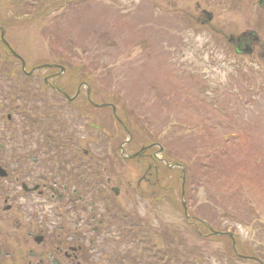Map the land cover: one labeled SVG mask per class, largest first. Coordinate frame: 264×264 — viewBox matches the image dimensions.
Instances as JSON below:
<instances>
[{
  "label": "rangeland",
  "instance_id": "obj_1",
  "mask_svg": "<svg viewBox=\"0 0 264 264\" xmlns=\"http://www.w3.org/2000/svg\"><path fill=\"white\" fill-rule=\"evenodd\" d=\"M56 3L57 0H0V28L25 67L20 70L18 59L0 41V107L9 109L4 96L9 90L14 99L25 101L26 109L33 106L42 110V103L33 104V98L39 100L42 92L50 94L41 81L57 71L55 67L44 69L43 65L64 64L75 78L63 76L58 83L67 81L74 87L89 78L96 100H115L123 109L121 119L131 136L124 146L127 154L136 153L148 141H156L162 148L120 159V154H114L111 148L128 135L107 110L89 112L76 98V109L63 113L71 115L70 119L76 114L89 116L109 131V143L94 151L99 175L111 178L108 190H104V202H99L95 211L104 209L105 222H112L114 215L121 216L122 228L140 235L108 234L96 237L94 243L85 242L86 253L92 255L85 264L152 263L149 256L147 262V257H141L150 240L154 250L170 244V252H184L182 262L189 258V263L196 264H264V56L258 57L264 49L256 46L251 57L234 55L227 38L251 29L264 41V5L257 0ZM206 12L211 13L210 19ZM34 66L37 71L33 78L38 82L27 77V71ZM25 80L31 82L22 86ZM21 120L22 117L19 124ZM3 123L0 119V126ZM61 125L60 138L68 139L66 126ZM42 128L50 131L46 124ZM40 133L42 130H36L31 137L17 135V144L23 150L37 148L35 141H41ZM28 155L40 158L42 164L41 151L26 152L21 160L24 167L30 165L23 161ZM153 155L184 169V204L194 220L184 219L180 168L154 162ZM51 157L53 163L50 156H44L49 159L48 170L56 174L54 181L64 184L72 178L71 170L83 163L74 146L60 162L57 156ZM64 159L68 160L66 164ZM154 165L158 168V181L150 176L141 182L137 191L146 196L140 197L133 187ZM57 166H61V171ZM12 168H16L15 163ZM51 178L48 182H53ZM116 183L120 186L117 196L110 191L111 187H118L114 186ZM56 205L48 202L52 209ZM26 210L39 211L29 206ZM42 214L49 230L41 245L32 241V235L16 231L12 221L8 226L0 225V264H37V259H44L46 251L57 242L61 222L49 212ZM69 217L72 223L74 213ZM201 221L212 230L231 233L236 245L225 234L201 237L198 231L208 232ZM75 224L62 230H75ZM236 249L257 261L236 255ZM51 257L44 264H52Z\"/></svg>",
  "mask_w": 264,
  "mask_h": 264
},
{
  "label": "flooded vegetation",
  "instance_id": "obj_2",
  "mask_svg": "<svg viewBox=\"0 0 264 264\" xmlns=\"http://www.w3.org/2000/svg\"><path fill=\"white\" fill-rule=\"evenodd\" d=\"M56 74L57 71L56 73L48 74L46 76L49 79V83L46 84V87L50 91L49 97H51V108L46 107L44 109L47 103V101L44 100V105L40 113H42L44 109V112L49 114L45 124L50 131H43L41 123L42 133L39 134L41 139L39 147L31 150H23L22 145L17 144L19 142L17 135H22L24 133L32 134L31 131H27L29 126H26V123L23 124L25 127L22 132L19 131V124H15V119L13 118L14 115L17 117H23L24 112L20 110L7 112L5 114L7 122L5 125L0 126V171L2 170L4 172L0 174V225L8 226V223L12 221L16 226V231L22 230L25 234L32 235V238L36 235H42L44 237V243L45 235L49 230V224L47 223V220L44 219L45 216L42 212H45V215L49 212L55 217L60 218L61 224L58 229L60 234L56 238L57 242L51 245V250L48 252L46 251V254L43 255L44 260L40 259L42 260V264H44V262H50L48 257L51 256L52 262H55L56 264H59V261L61 264H63L64 261H66V264H85L87 263L85 260L92 256L86 253L87 250L84 247L85 242L91 241L94 243L96 237L99 238L108 234L111 236H124L127 235V230L125 226L122 228L123 221H121V216L114 215L112 222L110 220L105 222L104 209L99 211V207L98 211H95L99 206V202H104L106 196L103 195L105 193L104 190L105 188L108 190L111 183V178L101 177L99 175L100 172L97 169V167H99L97 164L99 160L95 157L94 151L104 148L109 141H96L95 134L97 129L94 128L96 127L94 124L95 119L91 120L89 116L80 115L83 118V122H74L73 124L66 126L65 128L67 132L65 136H69V138L64 140H61L60 138L62 135H60L59 128L62 125L58 123V120L61 115L72 111L70 106L76 109L78 103L75 100L77 97L82 108L90 112L89 98H93L94 90L89 86L88 92L82 83L77 84L75 85L74 91L76 92L79 87L80 91L73 101H69L67 99L68 97L62 94V91L66 93L65 90H67L68 85L56 83L58 80ZM75 92L73 94L67 93L66 95L71 96L74 95ZM66 103L70 106H65ZM75 104L76 106L74 107ZM106 104L111 105L109 102ZM24 122L25 120L23 123ZM68 130H71V133H69ZM100 132H102V129H100ZM20 146L21 149H19ZM73 146H75L76 150L81 149V154L83 155L81 160L87 161L81 163L77 169L71 170L72 178L66 182V184H64V182L54 181L55 179H53V176L56 174H54L52 170H48L50 168V165H48L49 159L42 158V162L45 163L40 168L41 172H37L38 167L36 166L33 167V170L30 168V165L35 161L32 156L28 155L24 157L23 161L30 164L26 167L23 166V162L21 161L26 152L33 153L41 151L42 157L50 156V159H52L51 163H53V158L51 156L58 157V155H67ZM111 151H113L114 154L117 151L120 154V159H124V154H121L120 152V143L112 147ZM39 160L41 159L39 158ZM152 160L155 162L153 157ZM13 162L16 165L15 169L12 168L14 164ZM19 162L21 163L20 165ZM63 162L66 164L68 160L64 159ZM46 163L47 165L45 166ZM150 168L151 166L148 167V169ZM56 169L61 171V166H57ZM150 176L155 179V182L158 181L157 165L153 166L151 172H149V170L146 171V174L137 181L133 190L137 191L141 182H146L149 180ZM50 178L53 182H48ZM80 180L82 181L79 182ZM83 182L89 184L88 191L82 194L81 197L72 195L71 193L73 192L77 193L79 189L77 185H80ZM102 185V190H100V186ZM116 185L118 187H111V190L109 189L113 193L114 191L112 188L117 189L116 193H114L115 196H117L120 188L117 183L114 184V186ZM126 186L131 187L132 184L127 183ZM69 187H71V189H69ZM95 189L96 191L98 190V193L95 192ZM138 192L139 191L136 193L138 194ZM139 193L140 197L146 196V194ZM151 193H153V191ZM155 193L156 192H154V194ZM88 196L90 197L88 198ZM72 199H74L75 204H70ZM53 201L57 205L52 209L51 207H48V202L51 203ZM78 202H81L83 208L86 207V212L76 210L78 207L76 204ZM28 206L33 208L37 207L39 211L32 210V212H29V210H26ZM71 213H74V221L72 223L69 222V216ZM83 213L86 214V217L83 216ZM85 218L87 219L85 220ZM75 223L77 224L75 230L69 228H66L65 231L62 230V228H65L68 224ZM84 236L89 237V239L84 238ZM87 249H90V246ZM52 253L55 254L54 259ZM27 264H31V262L28 261Z\"/></svg>",
  "mask_w": 264,
  "mask_h": 264
},
{
  "label": "trees",
  "instance_id": "obj_3",
  "mask_svg": "<svg viewBox=\"0 0 264 264\" xmlns=\"http://www.w3.org/2000/svg\"><path fill=\"white\" fill-rule=\"evenodd\" d=\"M257 2L259 3V4H262V5H264V0H257ZM59 3H62V0H57V5L59 4ZM57 5H55V6H57ZM61 7V6H60ZM56 7H54V8H51V10L49 11L48 10V12L46 13V16H49V14L52 12V11H54V9H55ZM33 17H35V15H33ZM36 19V18H35ZM2 58L0 57V60H1ZM5 67H6V64L4 65ZM0 74H2V71L0 70ZM70 75L72 74V75H74L72 72H70L69 73ZM75 76V75H74ZM28 84V81L27 82H25V83H23V86H26ZM2 91H0V98L2 97ZM4 96L5 97H7L8 98V101L7 102H5L3 99H2V101H4L5 103H8V107L10 106L12 109H14V110H19V108H17L16 107V103L15 102H17L18 101V99L16 100V99H14V97H13V95H12V93L8 90V92L6 93V94H4ZM22 100V99H21ZM115 101V100H114ZM23 102H25V101H23ZM23 107V109L22 110H24L25 108H26V106H22ZM0 110H1V107H0ZM10 110V109H9ZM8 110V111H9ZM21 110V109H20ZM30 114L31 113H27V115H29L30 116ZM62 124H63V122H62ZM151 142H154V141H148L147 143H151ZM65 155H58V158H59V162H60V160L64 157ZM82 180H80L79 182H81ZM87 184L85 183V182H83V183H81L79 186H81V187H83V188H85V186H86ZM88 191V189H86L85 190V192H87ZM185 191V190H184ZM72 195H74V196H79V197H81L82 196V192L81 191H77V193L76 192H73V193H71ZM72 200H74V199H72ZM76 205H78V207L76 208V210H81L80 208H82V204H81V202H78ZM77 212V211H76ZM129 234V235H128ZM127 235L128 236H133V235H136L137 237L138 236H140V235H137V234H135L134 233V231L131 233V230H128L127 231ZM157 235V234H156ZM163 235V234H162ZM161 235V237H164V236H162ZM140 238V237H139ZM150 239H152V237H150ZM140 240H141V238H140ZM152 241H153V239H152ZM170 244H168V246H169ZM168 246L167 247H161V249L159 248V249H157V250H154L153 248H152V245H151V240H150V242H149V246L147 245V247H148V249H146V248H144L142 251H141V257H144V258H146L147 260H146V262L148 261V256L150 257V259H153V262L152 263H145V264H196L194 261H191L190 263H189V258H185V261L184 262H182L181 261V256H182V254L184 253V252H180V253H176L174 250H172V252H170L169 250H168ZM171 246V245H170ZM237 251L239 252V251H243V250H238L237 249ZM240 253V252H239ZM248 253L249 254H252L253 255V252H251V250H249L248 251ZM243 254V253H242ZM251 256V255H250ZM185 257H189V256H185ZM172 258V259H171ZM149 259V260H150ZM171 260L172 261H174V263H172L171 262Z\"/></svg>",
  "mask_w": 264,
  "mask_h": 264
},
{
  "label": "water",
  "instance_id": "obj_4",
  "mask_svg": "<svg viewBox=\"0 0 264 264\" xmlns=\"http://www.w3.org/2000/svg\"><path fill=\"white\" fill-rule=\"evenodd\" d=\"M210 17H211V15L210 14H208V19H210ZM2 35H3V32L1 31V38H2ZM251 36H253L254 38H256L255 37V33L254 32H250V33H243L240 37H238V38H236L235 40H237V44H236V46H235V53H237V54H240V53H249L250 52V48H249V46H250V44H246L245 45V49L243 50V51H241L242 49H241V45H242V42L246 39V38H249V37H251ZM230 41H234V39L233 38H230ZM13 53V52H12ZM14 55V54H13ZM14 56H16V55H14ZM22 64H23V62H22ZM44 67L46 66V67H48L49 65H43ZM61 71H63V69L61 68ZM144 148H142L141 150H143ZM136 155L138 154V153H135ZM135 154L134 155H131V156H128V158H132V157H134L135 156ZM0 174H2V172L0 173ZM184 171L182 170V179H184ZM183 188V187H182ZM182 195H183V192H182ZM182 206H183V208H184V211H185V204H184V201H182ZM210 229V228H209ZM210 232L212 233V234H214V235H223L224 233H221V232H217V231H213V230H211L210 229ZM228 236L229 237H231L229 234H228ZM41 238L42 237H35L34 238V240L36 241V242H39L40 240H41Z\"/></svg>",
  "mask_w": 264,
  "mask_h": 264
}]
</instances>
